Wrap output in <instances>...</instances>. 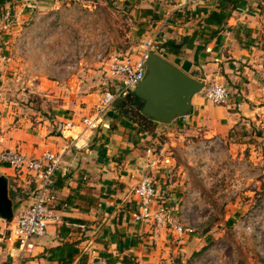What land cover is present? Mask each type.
<instances>
[{"label": "crops", "instance_id": "1", "mask_svg": "<svg viewBox=\"0 0 264 264\" xmlns=\"http://www.w3.org/2000/svg\"><path fill=\"white\" fill-rule=\"evenodd\" d=\"M108 2L109 0H9L0 7V17L5 10L11 14L10 28L6 32L0 31V52L9 48L5 45L18 36L21 22L29 25L34 20L35 22L39 20L38 23L41 25L44 22H53L64 12H73L77 14V18L80 13L87 11H81L80 7L88 8L89 14L95 9L105 13ZM114 2L120 6L123 21L128 25L123 24L127 26L124 29L125 37L147 40L148 28L153 24L150 20L151 16L143 10L150 9L159 19L165 10L178 1L115 0ZM254 2L255 0H242L241 6L233 11L217 36L206 44H202V40L208 38L209 33L215 30L216 26L201 28L200 19L212 8L213 1L186 5L188 16L183 19L176 14L165 26L160 38L189 41V43L185 44L182 55H172L173 58L168 59L176 62L189 75L205 82L206 85L213 76L218 78L215 75L225 77L224 75L233 72L227 61L232 60L233 65L238 64L236 61L238 59L242 62L253 61L254 52L249 49L251 47L249 35L255 31L253 29L255 25L253 22L249 23V20L255 17L250 11L251 3L255 4ZM189 25L191 27H186ZM25 32L26 30L23 31ZM243 33L245 38H241ZM190 39L193 41L190 42ZM232 40L242 42L237 50L227 56L224 51ZM48 41L47 46L41 47L45 48L52 57L41 61L39 69H69L70 61H65V58L67 59L71 54L72 58L77 60L74 55L75 49L67 48L65 42L57 35L49 36ZM91 48H94V45H91L89 50ZM91 57L93 58L92 55ZM76 62L71 64L76 65ZM1 88L0 83V131L3 134L0 148L18 149L31 157H39L45 151L63 153L55 185L62 221L56 225H49L46 233L36 240L33 264H64L69 262L70 258L72 260L69 264H78L95 255L105 257L110 264L111 262L153 264L160 253L165 257L168 250L176 248L173 242L177 239V234L165 226L166 222L157 229L154 219L142 222L133 219L138 206L135 187L143 173L151 175L159 192L157 200L151 207L152 214L165 216L171 211L166 202L172 199V182L168 178L170 170L167 169L170 164L169 155L164 152L158 168H144L145 150L149 146L155 147V142H158V130L173 124L175 120L191 126L196 123L205 125L208 122H215L216 117L210 114L215 109L219 112V119H229V116L223 113L221 106L213 107L204 97H199L202 94L200 92L199 95L192 97L193 109L190 115L178 117L170 124L157 123L151 133H137L133 123L125 119L118 120L116 113L110 110L107 117L103 116L99 125L101 127H97V133L95 132L97 129L94 131L89 144L77 149L68 148L70 138L56 133L53 126L49 127L48 121L43 120V116L37 115L32 118L25 113V110L16 106L15 101L4 100ZM83 100H88L87 105L72 106L73 113L64 109L67 107H62L65 111L56 113L55 117L77 119L89 113L97 104L94 99L89 100V97ZM210 109L213 110L209 111ZM208 118L212 120L209 121ZM114 120L118 121V126L111 129L108 121ZM103 135L110 143L103 142ZM161 147L164 151L167 148L165 144ZM0 174L8 178V193L11 191V185H24L29 180L26 174L15 177L12 169L2 165H0ZM11 199L14 211L28 204L27 200L15 202L13 198ZM6 225L7 222L0 218V263L9 259L10 244L3 239ZM153 238H156L155 242ZM64 244H68L66 250L71 252L70 256L65 257L67 256L65 251H52V248ZM61 255L64 256L63 260Z\"/></svg>", "mask_w": 264, "mask_h": 264}, {"label": "rangeland", "instance_id": "2", "mask_svg": "<svg viewBox=\"0 0 264 264\" xmlns=\"http://www.w3.org/2000/svg\"><path fill=\"white\" fill-rule=\"evenodd\" d=\"M114 1L109 0L105 13L95 9L89 14L88 8L80 7L87 11L77 18L73 12H64L41 25L39 20L29 25L21 22L18 36L0 52L4 100L15 101L32 118L43 116L49 127L56 113H73L72 106L87 105L86 97L98 103L109 77L93 61L91 45L107 47L111 55L123 56L129 51L137 56L142 44L141 39L125 37L128 25ZM254 3L250 11L255 17L249 20L255 25L249 35L253 61L238 59L234 67L229 60L233 72L225 77L215 75L218 78L213 76L207 82L220 81L227 87V103L210 104L221 106L229 119H219L214 108L209 111L213 110L210 114L215 122L191 126L175 120L158 130V142L153 144L155 148L166 145L167 169L172 172V199L166 201L171 211L165 215V226L173 230L172 224L178 223L192 227L193 233L181 241L175 239L176 248L165 257L160 253L153 264H264V0ZM51 35L75 49L77 60L71 54L65 58L70 61L67 70L39 69L41 61L52 57L41 47L47 46ZM241 42L232 40L224 54L230 56ZM74 61L76 65L71 64ZM62 107L67 108L63 111ZM106 138L103 135V142L110 143Z\"/></svg>", "mask_w": 264, "mask_h": 264}, {"label": "built area", "instance_id": "3", "mask_svg": "<svg viewBox=\"0 0 264 264\" xmlns=\"http://www.w3.org/2000/svg\"><path fill=\"white\" fill-rule=\"evenodd\" d=\"M166 2L174 0H164ZM173 6L165 10L158 21L148 28L149 38L143 39L141 49L137 56L128 53L123 56L111 55L107 47L91 48L89 53L94 60L100 63V67L106 71L109 77L104 82L103 92L97 105L89 113L79 117L52 118V126L56 133L70 138L68 148H82L89 144L92 134L100 125L106 111L110 109L113 102L126 94L138 85L145 75V60L150 52L160 53L159 43L163 29L169 21L181 13L185 19L188 4L197 2H210L212 0H177ZM128 21V19H127ZM11 24V14L5 10L0 17V29L6 31ZM162 55V54H161ZM234 65L238 66L237 63ZM104 66V67H103ZM203 82V81H202ZM205 82H203L204 84ZM203 97L214 105H223L229 100L227 87L221 82H213L204 85L201 90ZM237 107L240 105L237 104ZM3 141V134L0 131V143ZM146 158L144 168H158L161 158L164 156V148L149 146L145 150ZM63 153L45 151L39 157L27 156L18 149L0 148V165L6 166L14 171V176L26 174L29 180L24 185H11L10 190L15 202L28 201L26 206H20L13 212V218L7 222L6 232L3 239L10 244L9 259L6 264H33L36 248V240L42 237L49 225L61 223L62 216L59 212V201L55 191L56 178ZM172 178V172L168 173ZM135 194L138 197L137 211L133 214L136 222L154 219L156 228L160 229L165 216L152 214V205L159 195L151 175L141 174L135 187ZM163 211V208H162ZM173 230L177 238L182 239L185 235H191L193 228L180 224H173ZM156 241V238H153ZM78 264H109L108 260L100 255Z\"/></svg>", "mask_w": 264, "mask_h": 264}, {"label": "water", "instance_id": "4", "mask_svg": "<svg viewBox=\"0 0 264 264\" xmlns=\"http://www.w3.org/2000/svg\"><path fill=\"white\" fill-rule=\"evenodd\" d=\"M145 65L144 78L133 89L134 94L143 101L140 113L161 124H170L178 117L190 115L192 97L201 92L203 82L156 52L147 55ZM108 123L117 124L118 121ZM13 212L8 178L0 174V218L10 222Z\"/></svg>", "mask_w": 264, "mask_h": 264}, {"label": "trees", "instance_id": "5", "mask_svg": "<svg viewBox=\"0 0 264 264\" xmlns=\"http://www.w3.org/2000/svg\"><path fill=\"white\" fill-rule=\"evenodd\" d=\"M9 0H0V7L7 3ZM213 6L212 8L200 19L201 28L216 26V29L209 33V37L202 40V44H206L208 41L217 36V34L221 31V28L227 23V20L232 15L233 11L241 6L242 0H212ZM144 13L149 14L151 16L152 24H155V21L158 19L157 14L150 11V9H144ZM189 13V12H188ZM187 13V16H188ZM178 16H181L180 12L176 13ZM192 42L193 40L190 39ZM187 42L178 41L176 39H165L159 43L160 53L167 57L170 56H180L183 54V48ZM143 101L134 94L133 91H129L123 96L117 98L110 109L116 113L117 119H125L134 124V128L137 133L147 132L151 133L155 130L156 122L147 118L146 116L140 113ZM116 126H111V129H114ZM68 244L59 245L52 248V251H65L68 257L71 255V252L66 247ZM66 255V254H64ZM61 259L63 260L64 256L61 255ZM69 259V258H68ZM71 258L69 262H71ZM69 262H65L64 264H69ZM110 264V263H109ZM111 264H115L111 262Z\"/></svg>", "mask_w": 264, "mask_h": 264}]
</instances>
